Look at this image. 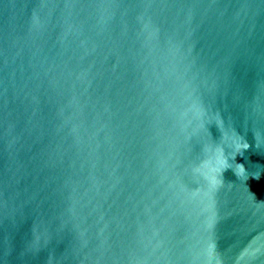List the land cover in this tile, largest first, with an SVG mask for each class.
Wrapping results in <instances>:
<instances>
[{
	"label": "water",
	"instance_id": "95a60500",
	"mask_svg": "<svg viewBox=\"0 0 264 264\" xmlns=\"http://www.w3.org/2000/svg\"><path fill=\"white\" fill-rule=\"evenodd\" d=\"M0 264H264V0H0Z\"/></svg>",
	"mask_w": 264,
	"mask_h": 264
},
{
	"label": "clouds",
	"instance_id": "9594fccd",
	"mask_svg": "<svg viewBox=\"0 0 264 264\" xmlns=\"http://www.w3.org/2000/svg\"><path fill=\"white\" fill-rule=\"evenodd\" d=\"M248 147V144L244 142L242 139L236 140L233 139L230 144H227V148L231 149V151L225 152V145L220 146V150L218 151L216 158H215V166L219 168V174L221 176V173L223 170L232 167L240 178L244 177L246 174L245 168L242 164H236L234 163V158L237 153H241L243 149H246ZM232 158L233 162H230V159ZM259 177H257L258 179ZM254 195V194H253Z\"/></svg>",
	"mask_w": 264,
	"mask_h": 264
}]
</instances>
